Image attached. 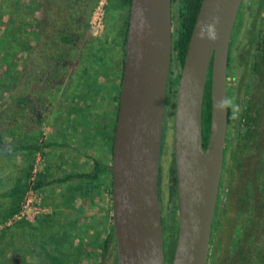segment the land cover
Returning a JSON list of instances; mask_svg holds the SVG:
<instances>
[{
    "label": "rangeland",
    "instance_id": "374dc122",
    "mask_svg": "<svg viewBox=\"0 0 264 264\" xmlns=\"http://www.w3.org/2000/svg\"><path fill=\"white\" fill-rule=\"evenodd\" d=\"M65 2L66 0H62L61 4ZM56 3L57 0H0V74L10 75L17 70L22 71L21 85L24 90L27 83H31L29 52L33 48H45L43 45L58 33L59 29H51L53 24L55 28L57 24L54 21L47 22V16L54 12ZM118 4L119 0L77 1L73 9L79 34V46L75 55L64 50L61 62L54 63L58 67H52V71L49 69L48 74L37 82L40 89H35L34 85L33 91L43 90V93L26 90L25 94L31 97L28 110L17 114V118L13 116V94L9 92V81L4 80L0 85V123L14 127L11 131L14 138L17 137L24 143L38 141L43 148L32 159L27 152H18L12 159L0 161V190L3 188L4 178L23 177L30 166H33L31 180L41 176L48 181L70 174L93 173L96 162L111 167L112 135L119 111L116 97L121 92L125 59L122 51L125 33L128 32L126 21L129 15ZM57 8L62 11L65 9L61 6ZM246 8L250 10L244 12ZM12 15L22 21L19 26L14 24ZM238 28L248 32L259 29V40L256 42H262L264 0H245L237 21ZM3 41L7 44H3ZM241 44L237 50L244 46ZM231 48L232 53L234 44ZM103 49H106L109 63L106 81L96 62V55L102 53ZM172 71L175 72L174 67ZM253 76L252 95H245L241 101L240 113L247 112L249 107L255 108L256 102H261L264 106V76ZM229 83H233L234 87L237 85V81L230 79ZM167 99L160 195L165 258L167 264H172L166 255L170 248L169 242L177 240L179 229L177 205V213L173 211V207H168V184L175 157L173 137L176 101L173 95ZM22 116L24 120H28L25 129L19 125ZM239 129V142L243 143L247 130L246 120L240 123ZM107 134L108 137L111 136L110 139L106 138ZM11 141L12 139H7L6 144L9 145ZM47 143H52V146L45 147ZM237 163L238 158L235 167ZM257 163V159L241 157L240 166L245 168L249 165L247 169L253 171V166ZM241 168L236 170L244 171L247 176L246 168ZM223 177L224 185L221 184L219 191V195L222 192V216L215 226L214 245L210 248L208 264L237 262L238 245L250 231L247 230L248 216L237 206L239 199L234 175L227 179L226 176H222V179ZM99 182L102 184L101 188L96 187L95 190L89 180L76 179L66 184H52L37 191L35 200L40 202L41 210L33 220H4L11 201L0 199V264H15L13 256L16 254L21 255V264H51L48 256L58 255L56 239L62 238V231L66 239L61 244L60 251L66 252L64 261L68 264L70 260H76L75 264H102L104 261L105 264H116V245L111 244L105 260L102 248L112 220V173H102L94 186ZM48 215L53 218L52 223L40 226L38 219ZM72 245H75L73 249Z\"/></svg>",
    "mask_w": 264,
    "mask_h": 264
},
{
    "label": "water",
    "instance_id": "95a60500",
    "mask_svg": "<svg viewBox=\"0 0 264 264\" xmlns=\"http://www.w3.org/2000/svg\"><path fill=\"white\" fill-rule=\"evenodd\" d=\"M243 1L203 0L181 71L173 137L179 229L172 264H208L229 129V109L219 105L229 99L230 44ZM173 32L172 0H131L111 164L118 264H167L159 173ZM20 258L13 256L14 263Z\"/></svg>",
    "mask_w": 264,
    "mask_h": 264
},
{
    "label": "trees",
    "instance_id": "16d2710c",
    "mask_svg": "<svg viewBox=\"0 0 264 264\" xmlns=\"http://www.w3.org/2000/svg\"><path fill=\"white\" fill-rule=\"evenodd\" d=\"M61 1L62 0H57L58 3H56L57 5H55L54 12L47 16V22L54 21L57 24L56 28L54 24L51 28L59 29L57 35L52 36V39L50 41H47L43 45L45 48L41 47L40 50H35L33 48L29 52V61L31 62L29 68V78L31 77V83H27L25 90L23 89L21 85L22 71L19 70L15 71L10 75L0 74V85L4 82V80L9 81L8 88L9 92L13 94L12 108L14 111L13 116L15 118H17V114H22L23 111L26 112L28 110V105L30 103L31 97H28L25 94L26 90L28 89V92L31 91L34 85L35 89H40V87L36 85L37 82L41 80L42 76L48 74L49 69L50 71H52L53 69L58 67V65H54V63L58 62L57 64H59L61 62L60 58L62 57L64 50H69V53L74 56L79 46V34H77V28L74 19L75 14H73V9H75L78 0H66V2L62 4ZM202 2L203 0H172L174 32L172 64L167 89L168 97H171L173 95V97L175 96L176 98V91L177 86L179 84L181 71L185 62L189 42L199 15ZM130 4L131 0H119V4L117 6L120 7L122 10L126 9L127 12H129ZM57 6L65 8L64 11L67 13L62 11V9H58ZM117 6L115 7L117 8ZM12 16L14 17L13 20L15 21L14 24L19 26L22 21H20L17 16ZM111 25H113V23H111ZM128 26L129 15L126 21V29L128 28ZM249 33L251 35H249ZM249 33L244 37V43L241 44L244 46L240 50H237L239 48L237 47L238 45L235 46L232 53L230 52L229 57L228 77L230 78L231 75L232 78L237 81V85L236 87L228 85V97L229 99L234 98L235 102L239 106H241V101L244 100L245 95H252L251 87L252 81L254 80L253 75L258 74L264 76V70H262V68L264 67V35L261 39L262 42L259 43V41L256 42V40H259V29H252ZM11 42H13V40ZM126 42L127 33H125L124 38V47L122 51L123 57H125L126 54ZM3 44L6 45L7 42L3 41ZM105 50L106 49H103L102 53L96 55V62L97 68L100 70V73L104 75L103 78L106 81V77L108 75L106 74V71L109 66V63ZM35 56L36 58L34 59ZM67 65H69V63ZM52 67L53 69L51 70ZM100 67H102L103 70ZM173 67L175 68L174 73L172 71ZM211 72L212 66L210 67L208 75L203 105V133L205 147H207L208 145L211 124ZM175 74L177 75V77H175ZM37 91L43 93V90ZM119 98L120 94L116 97V100L119 101ZM262 104L261 102H256L255 108L249 107L247 112L240 113L235 119L232 118L231 109H229L228 141L225 149L223 176H226L227 179L234 175L233 178H235V185L238 189L236 193L238 194L237 197L239 199V203L237 206L241 207L242 210H244L245 215L248 216L247 230H250L246 239L240 245H238L236 253L237 262H235L234 264H264V106H262ZM244 120H246L247 122V130L246 135L243 139V143H241L239 142V133H237V131L240 132L239 126L240 123ZM27 123L28 120H24V117L22 116L19 125L22 126L23 129H25ZM13 129L14 127H7L4 126V124L0 123L1 162L12 159V157H14V154L18 152H27L28 157L32 159L34 158V155H36L43 149L40 143H38V141L35 143H30L26 141L24 143L19 138H14L11 135V131ZM113 129L114 130L112 135V142H114L116 125ZM106 138L110 139L111 136L108 137L107 134ZM7 139H12L9 145L6 144ZM50 146H52V143L45 144V147ZM241 157L244 159H257L258 161V163L253 166V171H251L252 169H247L249 168V165L245 167V171L248 172L247 176H245V173H243L244 171L236 170L238 168H241ZM237 158L238 163L235 167V162ZM32 170L33 166H30L29 169H27L26 175L23 177L13 179L11 178L12 176H9L3 179V188L0 190V199H10L11 201L10 209L7 215L4 217V220L12 218L16 213L21 210L24 197L26 193L30 190L40 191L49 185L66 184L76 179L89 180L90 183L93 184V186L91 187H93V189L95 190L96 187H100V185H102L99 182L97 185L94 186V183L96 181H99L100 175L105 171L112 173L111 167L109 165L100 164L98 162H96V169L93 173L70 174L68 176L54 179L52 181H48L41 176L38 177V179L36 180H31L30 177ZM224 181L225 178L223 177L221 181L222 185H224ZM241 182L242 184H240ZM168 190L170 194L169 203L172 204L173 211L177 213L176 211L178 210V205L177 210L176 206H174V204L177 202L178 191L175 157L174 162L171 166V176L169 179ZM221 194L222 192L219 195L218 205L214 216L213 235L211 240L212 247L214 245L215 226L222 216L220 208V204L222 203ZM52 221L53 218L49 215L38 219V223L40 226H47V224H51ZM65 232L66 229L64 230V233ZM80 232H82V230H80ZM61 237L62 238L58 237V239L55 238L58 242V255L48 256L51 264H65V262L68 264L66 260L64 261V257L67 256L66 252L60 251L61 244H63L64 239H66L65 235H63V231ZM113 243L116 245L113 220H111L108 234L106 236V241L102 247L104 251V260L109 247ZM169 246L170 248L169 251H167L166 257L168 258V261H172L176 246V239L170 241ZM74 247L75 245H72L71 249H73ZM61 256L62 259L60 258ZM75 262L76 260H70L69 264H75ZM102 264H105V261ZM116 264H118L117 254ZM225 264L232 263L228 261L225 262Z\"/></svg>",
    "mask_w": 264,
    "mask_h": 264
},
{
    "label": "built area",
    "instance_id": "2783aa9c",
    "mask_svg": "<svg viewBox=\"0 0 264 264\" xmlns=\"http://www.w3.org/2000/svg\"><path fill=\"white\" fill-rule=\"evenodd\" d=\"M36 192L35 190H30L26 193L21 210L12 217L15 221L21 219L33 220L39 214L41 204L35 200Z\"/></svg>",
    "mask_w": 264,
    "mask_h": 264
},
{
    "label": "flooded vegetation",
    "instance_id": "af4514ba",
    "mask_svg": "<svg viewBox=\"0 0 264 264\" xmlns=\"http://www.w3.org/2000/svg\"><path fill=\"white\" fill-rule=\"evenodd\" d=\"M244 3H245V0L243 1V3H242V6H241V8H240V11H239V14L241 13V10L243 9V6H244ZM247 10H250L249 8H246L245 9V11L244 12H246ZM239 14H238V18H239ZM129 15H130V11H129ZM238 18H237V20H236V24H235V27H234V31H233V35H232V41H231V44H230V52H231V47H232V45L234 44V48H235V46H239V44H241V41L242 40H244V37L249 33L248 31H244V29H237V21H238ZM237 46V47H238ZM234 48H233V50H234ZM237 49V48H236ZM232 50V51H233ZM175 77H177V75L175 74ZM230 81H235V79L234 78H232V76L230 75ZM168 83H169V81H168ZM228 85H232L233 87H234V85H233V83H229V80H228ZM168 91V90H167ZM168 97V96H167ZM168 100V99H167ZM167 102V101H166ZM166 115H167V113H166ZM166 126H167V120H166V124L164 125V127H163V139H162V146H163V141H164V132H165V129H166ZM173 155H174V152H173ZM162 157V156H161ZM162 163H163V161H162ZM161 167H162V164L160 163V173H159V198H160V205H161V207H162V199H161V195H160V176H161V173H162V169H161ZM176 205H178V191H177V202L174 204V206H176ZM168 207H172V204H170L169 203V206Z\"/></svg>",
    "mask_w": 264,
    "mask_h": 264
},
{
    "label": "clouds",
    "instance_id": "9594fccd",
    "mask_svg": "<svg viewBox=\"0 0 264 264\" xmlns=\"http://www.w3.org/2000/svg\"><path fill=\"white\" fill-rule=\"evenodd\" d=\"M221 108L231 109L232 118L235 119L240 114V106L235 102V99H226L219 105Z\"/></svg>",
    "mask_w": 264,
    "mask_h": 264
}]
</instances>
